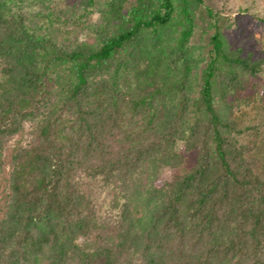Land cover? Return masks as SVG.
I'll list each match as a JSON object with an SVG mask.
<instances>
[{
	"label": "trees",
	"instance_id": "obj_1",
	"mask_svg": "<svg viewBox=\"0 0 264 264\" xmlns=\"http://www.w3.org/2000/svg\"><path fill=\"white\" fill-rule=\"evenodd\" d=\"M203 3L0 0V264H264V158L235 117L264 56L217 20L198 51ZM98 6L94 43L63 38Z\"/></svg>",
	"mask_w": 264,
	"mask_h": 264
},
{
	"label": "rangeland",
	"instance_id": "obj_2",
	"mask_svg": "<svg viewBox=\"0 0 264 264\" xmlns=\"http://www.w3.org/2000/svg\"><path fill=\"white\" fill-rule=\"evenodd\" d=\"M83 2L84 0H55L54 5L58 9H74L75 7L74 10L79 11ZM216 20L234 48H242L246 55L253 54L254 59L264 56V0H204L198 11V22L192 38V44L197 47L198 51L208 52L211 47L209 40L212 32L209 23ZM101 21L102 12L98 6L87 17L63 27V38L65 37L67 41H81L83 36V41L94 43L97 37L92 27L97 26ZM245 80L247 88L242 94L236 96L238 99L248 100L249 105L241 104L236 107L235 117L242 130L238 135L241 142H256L255 154L259 158H264V65L258 75H247ZM232 99L233 97L230 98ZM31 139V131L13 138L10 142L9 157L15 146L27 145ZM9 160L10 158L5 173L0 176V205L2 207L5 206L9 191ZM186 160L178 168H163L162 179L171 180L176 175L187 172L196 163L195 154H189ZM112 195L107 191H99L102 216L107 215L106 211H108Z\"/></svg>",
	"mask_w": 264,
	"mask_h": 264
},
{
	"label": "clouds",
	"instance_id": "obj_3",
	"mask_svg": "<svg viewBox=\"0 0 264 264\" xmlns=\"http://www.w3.org/2000/svg\"><path fill=\"white\" fill-rule=\"evenodd\" d=\"M83 40H84V37L82 36V37H81V41H83Z\"/></svg>",
	"mask_w": 264,
	"mask_h": 264
}]
</instances>
